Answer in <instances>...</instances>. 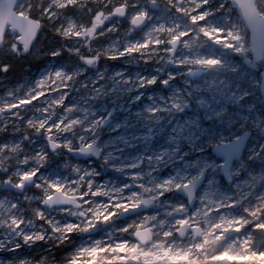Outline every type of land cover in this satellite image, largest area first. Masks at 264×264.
<instances>
[{"label":"rangeland","instance_id":"374dc122","mask_svg":"<svg viewBox=\"0 0 264 264\" xmlns=\"http://www.w3.org/2000/svg\"><path fill=\"white\" fill-rule=\"evenodd\" d=\"M15 1L17 11L24 15L33 13L34 18L42 24L38 38L29 46L28 51L41 57L43 65L24 75L18 81H11L8 76H4L5 71L3 70L0 75V201L3 202H0V264H167L163 255L141 258L138 250L136 253H125L119 256L100 254L93 260L73 258L78 248L87 245V236H99L107 224L125 226L123 233L128 240L140 243L142 248L146 247L153 241L154 233L141 222L132 224V217L140 213L146 214L152 208H157L158 202L141 190L137 192V202L134 205L111 207V214L107 220L92 219L90 221L85 214L86 210L91 209L89 207L91 203H86L78 193L70 194L60 188L52 187L47 192L38 190L37 180L33 174L35 171H29L24 161L25 159L31 160L33 168L44 170L46 175L56 173L64 177H73L78 167L74 165L68 173L62 172L59 162L63 160L76 164L92 162L93 172L101 176L108 174L103 156L108 145L117 139L114 132L109 130L115 124L113 118L116 114L122 116L127 123L121 131L135 146L141 148L151 141V138L157 134L155 132L157 128L146 117L144 107L153 100L152 98L161 95L168 97L174 91L172 89L177 87L171 82L174 76L181 83L187 84L203 74V66L200 64H195L190 68L185 67L192 58L188 49L196 47L200 33L194 27V23L184 21L185 16L183 15L179 18V22H183L187 30L192 33L191 43L181 44L178 38L161 36L158 38L160 44L155 50L156 53L148 55H141L132 49L127 50L123 55H120L122 53L116 54V46L143 41L154 10L165 8L170 3V5L181 8L186 14L192 10L191 6L187 5L185 0H79L75 6L65 9L56 8L53 13H48L47 9L54 6L55 0ZM65 2L71 4L72 0H65ZM152 3L154 6L151 5ZM120 5L127 6L126 15L109 17L108 14L113 8ZM257 5L264 15V0H257ZM205 9L214 16L206 21L204 27L213 29L216 24L224 23L232 28L238 26L242 33L244 41L241 49L238 50L234 68H232L238 70V79H252L254 109L250 114L252 118L244 123L232 124L224 118L212 121L213 129L219 128L224 132L222 137L215 136L205 144L199 140L182 139L181 147L185 148L186 154H191L197 146L203 147L201 149L206 156L212 157L217 179L231 197V204L236 208L250 206L246 214L242 215L246 219L243 230L250 242L249 247L257 254L252 252L246 258L240 257L239 260H232L220 255L217 250L218 245L210 246L206 243L197 248L195 260L187 259L188 255L183 253L186 259H180L173 264H207L209 261L220 260H227L230 264H261L264 261V232L257 231L260 224L253 223V221L264 220V198L257 207L255 199L245 197L241 199L238 191H235V186H240L241 181L235 182L236 170L234 168L237 166L239 168L237 172L243 173L240 175L241 178L247 173L254 175L248 180L245 178L249 181L247 186L254 192V195L260 192L264 195V118L259 117V113L264 114V97L261 93L264 58L260 62L252 59L250 31L229 0H209ZM96 13L101 14L93 19ZM138 15L147 19L146 25L141 28L132 25V21ZM72 24L76 25L73 33L64 34V29ZM231 34L232 31H230ZM19 37L18 33H12L7 29L0 48L6 51L16 49L15 52H22L23 43ZM174 44H176V53L171 56L170 51ZM184 50L187 52H183ZM194 55H198V52H194ZM121 70L128 72L129 76L120 81L117 86L115 85L117 80L115 74ZM57 71L61 72V76L57 78L54 84L56 87L52 90L49 84L54 79L53 76L51 79H45V77ZM65 74L71 79L69 80ZM38 81L41 83L37 84ZM40 85L43 87L41 88ZM123 85L125 88L121 89L120 86ZM140 85L149 87L152 91L137 102H133L136 97L134 90ZM32 90L48 92L49 98L58 101L59 105L50 104V101L40 102V98L33 104L23 107V102L32 98L31 95L34 94ZM35 96L39 95L35 94ZM203 100L208 103V96H203ZM124 107L128 108V114L122 109ZM13 109H18V111H13ZM59 112L68 116H77V120L85 126L90 125L91 119L95 118V122L90 125L94 141L91 143L77 142L64 132L41 127V123L30 125L26 123L27 119L34 117H41L46 122L53 121ZM160 120L162 129L168 123L167 117L160 114ZM245 131L251 133L250 138L241 158L233 163L232 180L227 181L221 168L224 159L219 158L212 151V147L218 144H229L241 137ZM167 139L166 132L160 134L159 138H155L153 146L150 145L149 148L154 149L165 143ZM254 142H257L259 146L257 147ZM53 144L59 145V148L52 149ZM254 144L256 148L252 155L248 156L249 147ZM98 151L100 154L96 156ZM80 153L94 154L91 157H82ZM189 175L186 182L171 189V194L184 210H192L195 205L199 204L197 199L199 191L196 194V203L191 206L188 197L184 195V191L188 192V189L182 191L181 186L188 185L200 176H204L203 186L206 183L207 171L197 165L189 170ZM30 177L33 178L32 184L22 191L6 186V181L19 185ZM81 178L87 180L88 177L83 173ZM57 190L76 197L75 202L81 205L54 208L44 206L48 203V198H51ZM147 198L152 201L150 205L149 202L142 203ZM147 205H149L148 208H142ZM252 205L256 208H252ZM12 206L14 210L5 218L4 212ZM137 207L140 209L129 212ZM9 219L15 222L8 223ZM63 223H68L70 228L59 230L58 227ZM206 223L205 218L198 219L197 223H188L180 219L170 226L169 232L173 240L183 242L186 247H190L191 242L194 243L202 236L203 225L205 226ZM187 225L199 229L201 234L197 235V230H194L180 237L181 227L186 229ZM53 228L58 231H53ZM145 229L149 231L152 239L149 243L142 244L136 233ZM21 234H25L24 237ZM61 248H64L63 254L57 255V249Z\"/></svg>","mask_w":264,"mask_h":264},{"label":"bare ground","instance_id":"6f19581e","mask_svg":"<svg viewBox=\"0 0 264 264\" xmlns=\"http://www.w3.org/2000/svg\"><path fill=\"white\" fill-rule=\"evenodd\" d=\"M185 3L192 8L186 14L181 8L170 5V3L165 8L154 10L153 16L149 19L144 40L136 43L128 42L125 43L126 45L119 44L116 46L115 53H122L120 55H123L130 49L141 55L156 53L155 50L160 44L158 38L161 36H173L178 38L181 44L191 43V39H182L189 31L183 22H179V18L184 15L185 22L195 23L203 17L196 16L194 21H190L189 17L195 11L194 5L199 6V0H185ZM205 6L203 11H207ZM213 16L210 14L208 19ZM198 27L200 38L196 47L188 49L192 58L185 67L190 68L195 64H200L203 66V74L187 84L181 83L174 76L171 81L177 85L176 88L172 89L174 91L168 97L161 95L152 98L153 100L144 107L146 117L157 128L155 130L157 134L141 148L135 146L128 139V136L122 133L121 130L127 126L123 117L118 114L114 116L115 124L109 130L114 132L117 139L108 145L103 156L104 166L107 168L108 174L101 176L93 172L91 170L94 166L92 162L76 164L63 160L59 162L62 172L68 173L74 165L78 167L73 177H64L56 173L46 175L44 170H35L31 160L25 159L24 163L28 170L35 171L33 174L37 180L36 187L38 190L47 192L52 187L60 188L70 194L78 193L86 203H91L89 206L91 209L86 210L85 214L90 221L92 219L107 220L111 214V207L134 205L137 202V192L141 190L154 197L158 202L157 208H152L146 214L140 213L132 217V224L141 222L154 233L153 241L146 247L142 248L138 242H130L123 233L125 226L107 224L99 236H87V245L78 248L73 258L93 260L100 254L119 256L125 253H136L138 250L141 258L163 255L167 264H173L180 259H186L182 255L183 253L188 255L187 259L195 260L197 248L206 243L210 246L218 245L217 250L220 255L232 260H239L240 257L246 258L252 252L257 254L255 250L249 247L250 242H248L243 230L246 219L242 215L246 214V210L250 206L233 207L231 197L217 179L212 157L206 156L201 149L203 147L197 146L191 154H186L185 148L181 147L182 139L199 140L205 144L215 136L222 137L224 132L219 128L213 129L211 127L212 121L217 118H224L232 124L244 123L252 118L250 114L254 109L252 106L254 102L252 79H238V70L233 69L238 50L241 49L244 41L238 26L232 28L221 23L220 25L216 24L213 29H208L204 25ZM230 31H232L231 35ZM137 48L139 49L137 50ZM183 52H187V50ZM194 52H198V55L195 56ZM128 76L129 73L122 70L116 73L115 85L119 86L118 83ZM53 78L49 84L52 90L56 87L54 84L57 80L55 76ZM40 87L42 88L43 85ZM120 87L124 89L125 85ZM134 91L136 97L133 102H137L150 94L152 89L140 85ZM31 92L34 93L31 95L34 99L33 102L37 101L35 99L37 97L35 94H37L41 96L40 102L47 103L50 101V104L59 105L58 101L49 98L48 92L39 90H32ZM208 92L211 94L209 95ZM44 94L46 95L44 96ZM206 95L209 98L208 103L203 100V96ZM187 100L189 102H186ZM122 109L128 114V108ZM160 114H164L168 122L166 127H162V129ZM182 117H184L183 120ZM259 117L264 118V114L259 113ZM252 121H255L254 118ZM94 122L95 118L91 119V124ZM26 123L28 125L41 123L47 129L66 133L77 142L91 143L95 139L90 132L91 124L85 126L77 120V116H68L61 112L56 115L53 121L46 122L41 117H34L27 119ZM71 126L74 127L71 128ZM165 132L168 135L166 142L154 149L149 148L150 145L153 146L155 138H159L160 134ZM254 143L257 144V147L259 146L257 142ZM11 147L15 148L14 146ZM11 147L8 148L12 149ZM255 148V144L249 147L248 156L252 155ZM197 165L207 171L206 183L198 192L199 204L195 205L192 210H184L179 201L171 194V189L186 182L190 177L189 170ZM234 169L236 170L235 182L241 181L240 186H235V191H238L241 199L244 197L255 199L257 207L264 195L262 192L254 195V192L249 190V186H247L249 181L245 179L248 180L254 175L247 173L241 178L240 175L243 173L237 172L239 169L237 166ZM83 173L88 177L87 180L81 178ZM106 184L108 185L106 186ZM254 207L255 205H252V208ZM12 210H14V206L4 212V217L7 218ZM179 218L188 223H197L200 218L207 220L206 225H203L202 236L197 238L194 243L190 241V247H186L183 242L171 238L170 226L179 221ZM13 222H15L13 219L8 220V223ZM69 228L68 223H63L58 227L59 230ZM53 231L58 230L53 228ZM221 238H223L222 241ZM1 240L3 241V239ZM218 241L221 242L217 243Z\"/></svg>","mask_w":264,"mask_h":264},{"label":"water","instance_id":"95a60500","mask_svg":"<svg viewBox=\"0 0 264 264\" xmlns=\"http://www.w3.org/2000/svg\"><path fill=\"white\" fill-rule=\"evenodd\" d=\"M232 6L236 9L238 14L240 15L242 21L246 25V27L250 31V42H251V52L254 61L260 62L264 58V32L261 31L260 26L254 25L250 22V17H255L257 19L264 18V15L260 12L257 0H229ZM154 6V3L151 4ZM2 10H0V44L3 41L4 35L9 29L12 33H18L22 35L17 29L20 24L22 23H30L33 25L41 24V22L30 16L21 14L17 11V3L15 0H4L2 6H0ZM116 16V15H114ZM125 16V15H124ZM122 16V17H124ZM121 17V16H116ZM147 23V19L142 16L138 15L132 21V25L136 28H141L145 26ZM41 28L38 29V34L35 35V38L30 41V45L38 38ZM171 56H174L176 53V44L173 45V49L170 51ZM195 74V73H193ZM262 80H261V93L264 97V71L261 73ZM251 133L249 131H245L241 137L231 141L229 144H218L212 147V151L221 159H224V163L221 166L222 173L224 174L227 181H231V169L235 160H239L247 146V142L250 138ZM52 149L59 148V145L53 144L51 146ZM85 148V147H84ZM225 149H227L225 151ZM94 153H80L82 157H91ZM100 152L98 151L95 155L99 156ZM204 181V176H200L199 178L193 180L188 185H183L180 190L184 191L188 189V192L184 191V195L188 197L189 204L193 206L196 203V194L199 191L200 187L202 186ZM33 182V178L30 177L23 181V184L20 185H12L7 183L6 186L12 187L13 189L22 191L26 186L31 185ZM76 197H70L64 195L61 191H55L51 198H48L47 206L49 208L54 207H62V206H73L78 207L80 206L79 203L75 202ZM149 202L151 204V199L147 198L142 201ZM142 207L143 209L148 208V206ZM140 207L131 209L129 212H135L139 210ZM182 229L179 231V236L184 237L189 231L197 230V235L201 234L199 229H194L187 225L186 229ZM137 238L141 241L142 244H147L151 241L152 237L148 230H139L136 233ZM207 264H230L227 260H220V261H209ZM264 264V261L261 263Z\"/></svg>","mask_w":264,"mask_h":264},{"label":"snow or ice","instance_id":"6c2138e0","mask_svg":"<svg viewBox=\"0 0 264 264\" xmlns=\"http://www.w3.org/2000/svg\"><path fill=\"white\" fill-rule=\"evenodd\" d=\"M4 3V0H0V6H2ZM79 0H72V3H66L65 0H55V4L53 7H50L47 9L48 13H53L55 11L56 8H69L71 6H75V4H78ZM209 3V0H199V6H195V11L191 14V16L189 17L190 21H194L196 16H202L203 19H200L199 21H196L194 23V27H196V30H199L198 26H203L204 22L208 19V16L210 15L209 12L207 11H203L204 6L207 5ZM0 10H2V8H0ZM127 13V6L126 5H120V6H116L115 8H113L112 12L108 14V16H124ZM101 13H96L94 15H100ZM56 15L58 16V13H56ZM250 22L253 23L254 25H258L260 26V29L262 32H264V18L261 19H257L255 17H250ZM42 27V25L37 24V25H33L30 23H22L19 25L18 27V31L20 33H22V35H20L19 40L23 43V50L24 51H28L29 50V46H30V41H32L35 38V35L38 34V29H40ZM76 25L72 24L70 26H68L67 28L64 29V34L66 35H70L73 33L74 29H75ZM58 34H60L58 32ZM182 39L184 40H189L192 39V33L188 32ZM19 48V45H18ZM13 51H16V49H13ZM8 68L7 66L3 67V71H7ZM61 75V72L57 71L55 73L49 74L48 76L45 77V79H51L52 76H55L56 78H59V76ZM66 77L70 80L71 77L67 76V74H65ZM41 83L40 81L37 82V84ZM46 94H44L45 96ZM43 96V97H44ZM41 96H37L35 99H40ZM34 101V99L32 98H28L27 100H25L23 102V107H25L26 105H30L32 104ZM13 111H18V109H13ZM41 127H43V125H41ZM6 183H11V181H6ZM234 207V206H233ZM38 218H39V214H38ZM223 222V221H222ZM253 223H258L260 224V227L257 228V231L259 232H264V220H254ZM23 237L25 234H21ZM223 240V238H221V241ZM221 241H218L217 243H220ZM215 246V245H214Z\"/></svg>","mask_w":264,"mask_h":264},{"label":"trees","instance_id":"16d2710c","mask_svg":"<svg viewBox=\"0 0 264 264\" xmlns=\"http://www.w3.org/2000/svg\"><path fill=\"white\" fill-rule=\"evenodd\" d=\"M31 16L34 17L33 13H31ZM23 51H6L0 48V75H2L3 67L7 66L8 70L3 75L8 76L11 81H18L24 75L39 69L43 65L42 58L37 56L36 53ZM63 252L64 248L57 249V255H62Z\"/></svg>","mask_w":264,"mask_h":264},{"label":"flooded vegetation","instance_id":"af4514ba","mask_svg":"<svg viewBox=\"0 0 264 264\" xmlns=\"http://www.w3.org/2000/svg\"><path fill=\"white\" fill-rule=\"evenodd\" d=\"M10 184V183H9Z\"/></svg>","mask_w":264,"mask_h":264}]
</instances>
